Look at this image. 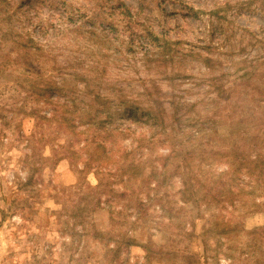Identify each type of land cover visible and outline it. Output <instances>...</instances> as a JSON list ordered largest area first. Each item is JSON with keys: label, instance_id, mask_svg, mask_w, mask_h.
Listing matches in <instances>:
<instances>
[{"label": "rangeland", "instance_id": "obj_1", "mask_svg": "<svg viewBox=\"0 0 264 264\" xmlns=\"http://www.w3.org/2000/svg\"><path fill=\"white\" fill-rule=\"evenodd\" d=\"M0 264H264V0H0Z\"/></svg>", "mask_w": 264, "mask_h": 264}]
</instances>
